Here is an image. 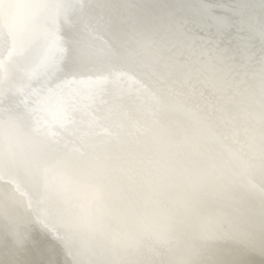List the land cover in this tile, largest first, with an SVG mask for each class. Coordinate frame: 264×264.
I'll return each mask as SVG.
<instances>
[{
	"label": "bare ground",
	"instance_id": "1",
	"mask_svg": "<svg viewBox=\"0 0 264 264\" xmlns=\"http://www.w3.org/2000/svg\"><path fill=\"white\" fill-rule=\"evenodd\" d=\"M0 264H264V0H0Z\"/></svg>",
	"mask_w": 264,
	"mask_h": 264
}]
</instances>
